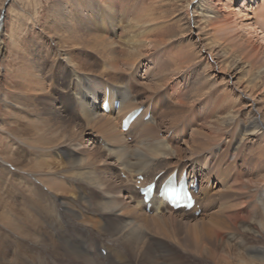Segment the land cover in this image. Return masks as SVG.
Listing matches in <instances>:
<instances>
[{"label": "bare ground", "instance_id": "6f19581e", "mask_svg": "<svg viewBox=\"0 0 264 264\" xmlns=\"http://www.w3.org/2000/svg\"><path fill=\"white\" fill-rule=\"evenodd\" d=\"M186 1L182 9L191 8L192 17H202L196 25L195 22L191 24L193 31L189 38L198 46L201 41L204 47L215 43L217 38L229 37L226 32H231L229 23L236 24L240 18L244 19L241 30L258 42H264V0H244L240 12L233 10L241 0ZM176 2L169 1L159 15L154 13L158 0H149L145 5L144 2L139 11L126 14L130 24L127 32L140 28L144 35L137 41L132 35L125 37L126 56L120 59L104 44L101 36L93 33L88 40L101 45V53H98L101 56L98 64L89 60L86 68L76 60L78 54L73 53L82 48L80 40L84 41L83 37L74 41L55 36L53 46L56 50H46L44 55L40 48L28 47L26 40L20 41L15 29L7 32L3 20L0 21V264H16L23 258L17 254L9 256L11 236L22 242L33 237L37 239L34 243L45 246L42 259L58 258L62 248L76 264H119L123 259L127 261V252L134 255L145 242L146 234L140 229L144 221L168 217L191 224L203 221L209 208L212 213L208 218L219 217L214 220L215 231L209 229V232L221 241L227 232L223 225L242 229L243 239H251L252 235L263 237L262 232L255 235L252 231L257 226L264 230V179L252 180L250 170L239 169L240 160L246 156L247 160L255 155L258 160L264 159V118L256 108V101H250L251 115L235 109L217 115L222 98L219 100L215 95L222 78L214 73L221 74V71L214 70L212 74L205 67H198L200 59L196 52L184 51L186 46L181 44L171 60L173 65L184 67L170 70L169 74L174 75L171 78L177 76L179 84L189 89L186 93L169 85V76L164 71L156 75L144 74L142 81L134 75L135 62L150 54V44L160 47L168 40L172 45L179 42L178 33L167 21L178 13ZM239 37L247 38L245 34ZM194 43L187 50L193 51ZM256 43L243 42L234 53L240 55V64L246 65L243 76L249 82L243 85L232 82V86L240 93H249L250 97L253 95L250 81L264 79V66L256 67V58H251V54L260 56ZM228 44H234L233 39ZM38 45L40 43L36 47ZM87 49H91L90 46ZM63 64L69 68L66 85L56 86L55 96L48 95L45 101L41 99L43 112H33L38 109L31 108L32 102L47 94L56 67L58 71ZM97 65L101 67L96 68ZM226 65L229 71L230 64ZM57 74L60 79L61 73ZM137 86L144 87L147 97L135 91ZM164 95L175 104L165 109ZM116 100L120 102L118 109L114 107ZM105 101L109 103V113L103 112ZM197 103L204 108L213 105L215 112L214 115L209 113L200 124L196 118H186L188 110ZM3 108L9 110L8 118H2ZM140 108L145 109L142 115L128 132H123L122 119ZM148 113L151 118L145 121ZM160 133L166 137L159 138ZM170 133L172 136L168 138ZM129 137L133 144L128 143ZM102 138L107 147L100 145ZM175 170L179 177L186 172L191 184L200 185L195 194L198 208L190 212L173 211L155 200L148 213L137 189L139 178L145 179L141 183L145 186L160 174L159 181L163 182ZM120 174H125L126 178L121 179ZM65 184L77 188V193L69 191L78 195L79 205L91 209L90 215L105 218L101 235L108 238L105 242L108 248L99 246L95 242L96 234L91 236L75 222L76 214L67 206L70 203L66 204L61 198L68 192ZM87 190L101 195L98 201H90L93 206L86 199L84 191ZM30 207L37 211L39 219L32 216ZM199 210L201 215L195 217ZM138 214L142 217L139 222L134 218ZM30 227L34 228L35 236ZM40 229L42 236L39 238L36 233ZM101 250L107 251L106 257ZM88 251L92 253L89 256ZM239 251L264 261V246L252 247L242 241L235 248H226L215 258L216 264H235L230 256ZM144 258L149 261L141 264H157L151 250L144 253Z\"/></svg>", "mask_w": 264, "mask_h": 264}, {"label": "rangeland", "instance_id": "374dc122", "mask_svg": "<svg viewBox=\"0 0 264 264\" xmlns=\"http://www.w3.org/2000/svg\"><path fill=\"white\" fill-rule=\"evenodd\" d=\"M169 1L171 0H158V6L155 7L154 10L155 15H159L158 12L163 11L164 7L168 4ZM6 2V0H0V17L3 10H5L3 14V25L5 26L7 32H9L11 29H15L16 34L20 38V41L26 40L25 42H27L28 47L33 46L35 48H40L41 52L44 55L46 50L50 52L56 50H54L53 46L55 36H59L61 40H69L73 38L74 41L76 39H80V37H83L84 41L80 40V42H82V48L73 50V53L78 54L76 60H79V64L86 68L89 60L98 64L99 57L101 56L100 54H98L101 53V45L97 42L88 40V37H90L93 33L101 36L105 40L104 44L109 45L110 51L114 52L119 59L126 56V52L123 49L126 44L123 42L125 37H127L128 35H132L133 40L137 41L144 35V33L141 32L140 28H138L139 31L133 29L132 31L127 32L130 24L125 18L126 14L139 11L143 6L142 4L144 2V5L147 4L149 0H16L15 2L7 3V5L4 4ZM187 2L188 1L186 0H177L176 4L179 9H175L176 5L174 9L178 10V13L173 17H169L167 20L169 26H171V28L178 33L177 39L179 40V42L175 45H172L168 40L160 47H155L153 46V44H150V54L145 55L147 56V59L141 58L135 62L133 68L134 75H136L139 81H142L141 77L144 76V74L156 75L157 73L164 71V73L169 76L168 84L176 89H181L184 93H186L189 89H186L183 85L179 84L177 76L171 78V76L174 75L171 74L170 76L169 74L170 70H181L184 67L173 65L171 60L172 56L177 53L179 45L181 44L182 46H186V49L184 51L196 52L197 57L201 60H199L198 67L202 69L203 67H205L206 71L212 74L214 73V70L221 71V74L214 73L217 74L219 78H222L219 82V84H221L218 86L219 92L215 95L219 100L220 97L222 98L219 103L220 107L219 109H217L220 112L217 111V115H225L226 113L231 112L232 109L250 113L251 108L249 107V105L251 103L250 101H252L251 99H253L257 103L256 108L262 113L264 118V79L259 81H250L249 89L253 93L251 97L249 96V93H240L235 89L234 85L232 86V82H236L237 85H243L249 82L248 78L246 76H243V73L247 69L246 65L242 63L240 64V55H234V53L238 51L237 48H239L240 44L243 42H247L248 44H253L254 41L255 43L257 42L256 44L259 48L260 56L257 57V53L256 56L251 54V58H256V67L264 66V42H258V40L254 37H250L248 35V32L245 33V30H241L240 27L244 19L240 18L236 24L231 22L229 23L231 32L228 33V31H226L227 34L230 35L229 37L222 36L220 38H217L215 43L212 42L211 45L204 47H202L201 41V46H198L194 43V40H190L189 38L191 36L190 31H193V23L195 22L196 25V21H198L202 17H192L191 8L182 9V5H187ZM243 2L244 0H241L239 4L235 6V9L233 11L240 12L242 10L241 7L243 6ZM3 4L4 7L2 6ZM241 34H245L247 38L239 37ZM231 39H233L234 44H228L227 46L226 44L229 43V40ZM86 41L87 43H83ZM39 43L40 45L36 47V45ZM191 43H194L195 46L193 51H191L192 49L187 50V48L190 47L189 45ZM88 46H90L91 49H87ZM223 46L224 49H221ZM172 48H175V50L172 51ZM14 49L16 50L17 48L15 47ZM209 49H212L215 52L212 53L209 51ZM133 56L137 58L138 54H134ZM226 63L230 64L229 71H226ZM63 66L65 67V64H63ZM99 66L100 65H97L96 68H98ZM64 67H60V70L58 71L56 67V74L52 76V82L49 83L48 92L47 94H45L47 96L45 97V95H40L41 97H36L34 102H32L31 108L39 110H33V112L36 113L41 111L40 107H43V102L41 100L42 98L44 99L43 101H45L46 99H48V95L55 96L56 86L60 85L64 87L66 85L69 77V68ZM71 68L73 67L71 66ZM59 72L62 75L60 79L56 77V75H58L57 73ZM226 74L228 77H226ZM227 81H229V83L226 86ZM193 82L194 81L192 80L191 84ZM143 88L140 89V87L138 86L134 87L135 91H140L142 95H144V97H147L148 94L145 93ZM246 96H249V98H246ZM38 100L39 102H37ZM153 101L155 102L156 98H154ZM162 101L164 103L165 109L168 105L171 106L175 104V101L167 98L166 95H164ZM35 106H38V108H36ZM212 106L213 105L209 104L206 108H204V105H202L201 103H197L190 110H188V116L186 115V118H196L198 120V123H201L204 118H207L209 113L211 115H214L215 112H213ZM7 110L8 109H2V118L7 117V114L9 113V110ZM251 114L252 113H250V115ZM187 122L188 121H186V123ZM189 124H191V122ZM188 125H186V128L188 127ZM171 136L172 133L169 134L168 138H170ZM163 137H166V135L164 133H160L159 138ZM102 140L103 138L100 141V145L103 147H107V145L104 144ZM128 143L133 144L132 137L128 138ZM176 144H178V141L176 142ZM255 145H257V143H255ZM248 149L249 148L247 147L246 152H248ZM225 153L226 152L224 151L223 155H225ZM244 156L246 155H241L240 157ZM239 165V169L241 170H250V173L252 175L249 177L252 180L257 181L260 178L264 179V159L258 160L257 155L251 157V159L249 160H247V156L245 158H242L239 162ZM120 178L125 179L126 175L120 174ZM65 185L67 186L66 188L68 189V192L61 195V198L66 202V204L70 203L67 206L70 211L76 214V217L74 219L75 222L80 228H83L86 233L90 232L91 236H94V234H96L95 242L98 243L99 246L108 248L105 244V242L108 241V238L105 237L106 235H101L103 229L105 228V218H99L98 216L96 217L94 215H90L89 210L91 209L89 207H86L85 205H79L77 198L78 195L76 196L73 194V192L69 191L72 190L77 193V188H73L68 184ZM84 193H86V199L89 201V205H91V202L94 200L98 201V196L101 197L100 194H97L96 196L88 190L84 191ZM72 194L76 197H74ZM75 202L76 205H74ZM30 208L31 213L33 214L32 216L38 218L37 211H35V209L32 207ZM211 213L212 209L209 208L208 212L206 213L207 216H205L206 218L204 217L205 219L203 221L199 220L191 224L170 220L168 217L160 218L158 220L152 219L151 221L146 220L147 222L144 221L141 226L142 228L140 229H142V231L146 234L145 242L142 243V245L134 255L127 252L125 258V260L127 261L125 262L123 261V259L119 264L127 262H133L132 264H141L142 261L148 262L149 260L144 258V253H146L148 250H151L152 257H155V259L153 258V260L157 264H216L215 258L221 255L226 248H235L242 241L246 242L249 246L252 247L264 246V230L261 229V226L255 227V230H253L252 233H255V235H257L262 232L263 237H254L252 235L251 239L249 238L247 240L245 237L244 239L241 238V234H243L242 229H237L234 227L227 228L226 225H223L227 232L225 233V238L221 241L220 239H218L216 234H211L209 232V229L215 231L216 228L214 226V220L219 218L218 216L208 218V215H210ZM200 215L195 217H199ZM134 218L137 222L142 220L140 214L134 216ZM132 219L133 218H131V220ZM31 227L30 230L33 231L34 228L32 229ZM41 231L42 230L40 229L38 231L39 233H36V237H38L37 235H39V238L40 236H42ZM31 233L35 236V231ZM232 238L237 239L232 240ZM51 239L53 241L55 240V238L53 237H51ZM10 241L12 242V245L10 243V245L12 246V252L9 253V256H13L14 254L20 255V257L23 256V258L20 259L21 261L18 262L20 264H76V261L69 257L66 254L65 250L62 248L59 249L58 258L50 256L42 259V254L44 252L43 249L45 248V246L34 243L38 241L34 237L30 240H25L24 242H22L17 237L11 236ZM114 243L113 245H116L117 247L121 246L120 244L119 246ZM48 245L50 246V244ZM104 251L107 252L106 250ZM117 252H119V249H117ZM216 252L218 253V255L216 254ZM49 253H51V251H49ZM86 254L89 256L92 253L88 251L86 252ZM233 255L229 256L233 258L231 260H233L235 264H244V262L245 264H264V261L259 257L256 258L251 255L253 257L251 258V256H249V254L245 252L239 251L237 254ZM104 257H106V254H104ZM104 264H108V262H104Z\"/></svg>", "mask_w": 264, "mask_h": 264}, {"label": "water", "instance_id": "95a60500", "mask_svg": "<svg viewBox=\"0 0 264 264\" xmlns=\"http://www.w3.org/2000/svg\"><path fill=\"white\" fill-rule=\"evenodd\" d=\"M10 0H8L7 2H9ZM4 12H5V10H3V12H2V15H1V17H0V21H2L3 20V14H4Z\"/></svg>", "mask_w": 264, "mask_h": 264}]
</instances>
